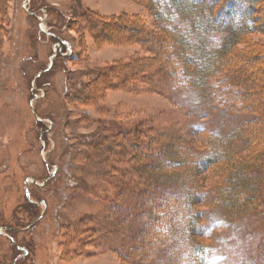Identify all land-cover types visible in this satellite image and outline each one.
Wrapping results in <instances>:
<instances>
[{
    "label": "rangeland",
    "instance_id": "374dc122",
    "mask_svg": "<svg viewBox=\"0 0 264 264\" xmlns=\"http://www.w3.org/2000/svg\"><path fill=\"white\" fill-rule=\"evenodd\" d=\"M146 3L0 0V264H182L194 245L185 234L196 210L207 231L196 238L212 264H264L263 202L227 212L212 192L184 188L181 179L167 186L179 175L148 166L156 163L150 154L177 139L197 143L202 128L229 134L251 113L205 100L180 67L170 78L152 65L134 80L131 67L144 64L126 62L148 55L151 44L119 26L138 15L149 40L164 38ZM89 12L122 20L104 25ZM252 39L264 45V35ZM214 175L199 171L192 179L216 187ZM158 201L159 215L178 230L152 247L136 215ZM134 240L155 254L121 259L118 251Z\"/></svg>",
    "mask_w": 264,
    "mask_h": 264
},
{
    "label": "trees",
    "instance_id": "16d2710c",
    "mask_svg": "<svg viewBox=\"0 0 264 264\" xmlns=\"http://www.w3.org/2000/svg\"><path fill=\"white\" fill-rule=\"evenodd\" d=\"M146 2L154 20L165 27L164 38L156 43L149 40L148 25L138 15H132L130 23L119 26L134 39L140 40L138 44H151L150 49L146 50L148 55L126 62L144 64L141 70L137 68L138 64L131 67L134 80L139 82L137 78L140 75L142 77L139 78L150 75L149 73L154 71L152 65L167 72L170 78L174 77L173 69L180 67L184 82L199 90L205 100L213 102L220 98L230 107L237 109L240 105L239 109L251 113V118L229 134H216L202 128L198 133L200 138L197 143L177 139L181 141L180 144L172 142L155 155L150 154V158L156 163H149L148 166L156 167L158 173H167L169 177L179 175L177 179H165L167 186L173 187L174 182L181 179L184 188L197 185L205 188L209 194L212 192L227 212L237 213L261 207L262 202L264 203V45L253 41L252 38L254 35H264V0ZM94 14L96 17H91ZM92 15L89 12L94 22L97 20L104 25L109 21L119 23L118 21L122 20V17H108L96 12ZM136 23H139L140 27ZM157 60L158 65H154ZM54 66L55 63L52 68ZM135 145L138 146L136 142ZM239 148L243 149L238 152ZM209 170L219 179L216 187L207 188L192 179L197 172ZM187 203L197 205L194 199H189ZM27 204L34 208L38 206L36 203ZM158 204L159 201L136 215L144 222L142 236L145 240L155 242L151 241L152 247L164 244L165 239H173L178 230L174 228L175 224L170 227L166 213L159 215ZM195 212L197 218L190 221V227L185 234L187 238H192L195 246L190 244L191 248L186 247L189 254L187 252L185 261L180 262L212 264L211 256L206 250L208 247L196 238V233L206 234L207 231L200 230L198 216L201 211ZM41 217L42 213L40 216H33L30 224ZM8 233L15 238L16 231L9 230ZM132 242L125 245L129 250L123 247L124 250L118 251L121 259L132 260L135 252H145L147 255L148 250L153 251L150 255L155 254V249H143L136 246L137 241ZM171 242L177 241L174 239Z\"/></svg>",
    "mask_w": 264,
    "mask_h": 264
},
{
    "label": "water",
    "instance_id": "95a60500",
    "mask_svg": "<svg viewBox=\"0 0 264 264\" xmlns=\"http://www.w3.org/2000/svg\"><path fill=\"white\" fill-rule=\"evenodd\" d=\"M28 197H29V193H28Z\"/></svg>",
    "mask_w": 264,
    "mask_h": 264
}]
</instances>
